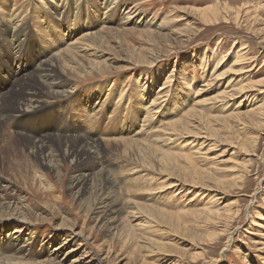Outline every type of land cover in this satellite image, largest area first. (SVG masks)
Wrapping results in <instances>:
<instances>
[{"label":"rangeland","instance_id":"1","mask_svg":"<svg viewBox=\"0 0 264 264\" xmlns=\"http://www.w3.org/2000/svg\"><path fill=\"white\" fill-rule=\"evenodd\" d=\"M61 1L71 10L54 16L57 2L0 0V16L17 9L29 17L28 10L50 14L53 18L47 19L54 26L62 23V12L70 21L80 15L88 20L77 24L73 35L61 27L58 33L43 36L29 23L20 39L10 33L6 36L9 23L0 25L1 65H11L10 52L22 53V59L27 53V62L30 58L46 61L84 31L100 30L104 37L94 44L93 53L80 52L66 68L62 64L54 69L56 82L63 84L60 89L70 88L75 97L59 98L30 115L26 121L30 135L8 136L16 132L8 130L5 123L10 121L1 120L6 115L2 112L8 111L0 107V219L23 212L22 242L29 240L33 245L26 258L29 264L40 258L43 244L48 245L46 252L57 246L62 235L70 232L65 227L71 225L84 232L75 244L69 242L60 250L57 261L61 264L73 260L77 262L72 264H82L79 259L86 254L84 261L92 259V264L104 256L100 264H264V0ZM126 17L128 24L120 25ZM28 42L30 49L25 52ZM40 46L46 52L42 58ZM89 65L101 67L102 74L84 75ZM5 71L7 77L9 71ZM216 75L220 80L205 87ZM29 81L30 87L42 89L35 78ZM145 82L153 83L152 92L158 91L161 97L158 114H172L184 125L179 124L173 135L153 129L145 141L144 131L128 114L123 138L137 142L102 141L101 137L118 138L124 131L108 123L113 116L109 112L94 120V110L80 103L79 96L95 89L117 90L119 96L127 97L122 109L132 111L134 103L141 115L142 100L135 97ZM198 90L203 92L194 97ZM223 90L227 96L223 93L221 98ZM148 98L144 100L150 102ZM78 104L86 108V123L88 118L100 123L89 126L100 137L97 152L70 141L67 148L52 142L47 152L31 154L27 138L39 130H84L73 127V116L64 112L68 108L72 112ZM11 105L9 98L4 107ZM119 107L116 114L124 117ZM118 118L115 123L121 126ZM155 121L150 127L158 126ZM166 121L162 122L167 127ZM163 124L160 129L166 128ZM151 138L164 139L157 143ZM48 156L51 162L46 161ZM93 157L108 167L120 191L116 202L125 204L117 222L109 225L115 228L112 231L106 223L96 225L97 216L91 213L93 189L89 185L73 189L70 184L73 174L93 167ZM171 182L178 185L170 186ZM2 225L9 228L2 227L0 240L14 227L8 222ZM80 244V253L66 254Z\"/></svg>","mask_w":264,"mask_h":264},{"label":"bare ground","instance_id":"2","mask_svg":"<svg viewBox=\"0 0 264 264\" xmlns=\"http://www.w3.org/2000/svg\"><path fill=\"white\" fill-rule=\"evenodd\" d=\"M50 3L57 2L58 6L54 5L56 12L55 14H60L61 11L64 9V12L67 10H71V7H69V4L66 6V2H63L61 0H48ZM56 4V3H55ZM30 12L31 16L29 17V13L26 15H22V12L17 9L11 12V10H7L8 16H0V25L4 26V23H9L7 27H5L6 36L10 33L12 37H15L16 39L22 38V31L27 32L29 27L27 25L31 23L34 25L35 29L43 36H45V32H55L58 33V28H65V30H68L70 32V35H73L76 32V25L79 23H87L88 20H81L80 16L77 18V21H70V18H68L64 12L62 23H60L57 26H54V23L52 21H49L47 18L52 19L53 17L49 14L44 13L43 11H34L31 10ZM26 18H30V22H25ZM56 18V17H55ZM86 18V17H84ZM86 19H90V16H88ZM128 17L125 18V20H121L119 23L120 25H127L128 24ZM211 21H217L216 18H212ZM89 24L87 26L91 25V22H88ZM146 24V23H145ZM98 31H90L89 33L82 32L80 33L74 40L70 41L63 49L55 52L53 56L48 58L46 61L40 60L37 61L38 58H35V60H29L27 53L23 55V59L21 58L22 53H11L8 55L9 60L11 61V65L7 67V64L1 65L0 63V107L2 109H5L7 112H2L3 114H6L4 117L1 118V120L10 121L9 123H5L8 126V130H12L14 133L13 135L8 136H14L17 137H25V135H30L27 131L26 121L27 118H29L30 115L34 116L36 114H39L38 111L48 107L49 105H53L57 99L61 98H74L75 96H72L73 93L71 92V89H60V87L63 86L61 82H56L55 77V68H66L67 65L71 61H73L77 54L80 52H86V53H93V50L95 48L96 43H101L104 37L101 35V33ZM43 33V34H42ZM59 35V34H58ZM60 36V35H59ZM45 38V37H44ZM4 39V38H3ZM8 39V37H7ZM11 42V41H10ZM95 44V45H94ZM31 45V44H30ZM12 48H15L13 46V43H11ZM39 48V47H38ZM25 52L29 51V42L24 45ZM40 53L43 55H40L39 58L43 57L46 53L45 50L40 46ZM55 60V62H54ZM7 62V58H6ZM91 65H89L88 68H86V73L84 75L88 76H96L99 74H102V68L96 66L95 69H91ZM75 68V67H74ZM14 69V70H13ZM90 69V70H89ZM5 70L9 71V74L7 77L4 76ZM81 75V74H79ZM35 78L37 83H39L42 87V89H35L33 87H30V81L31 78ZM139 79V78H138ZM217 80H220L218 78V75H216L214 78H212L207 84H205V87H208V85L214 84ZM168 81V80H167ZM166 81V82H167ZM218 82V81H217ZM57 85V86H56ZM153 86L154 84H147V82L144 83V86L142 90L136 91L137 96L135 97V100L137 98H140L142 100V104H140L142 114L139 115V110L135 107V104L132 103L131 110L128 109H122L124 105H126L127 97L119 96L120 93L116 91H111L109 93H102L99 89H95L94 91H89L88 96H79V102L82 104L90 105L92 109L94 110V120H97L98 118L102 117L103 113L109 112L110 115H113L112 118L108 121L109 124H114L115 127L117 126L118 130L124 131L125 127L124 122L127 121L128 114H131L133 117V122L137 123V129L141 130V133L144 131V138L145 141L147 140V134L149 131H152L153 129H158L162 133H166L167 135H173V133L177 132V127L181 123L180 120L173 119L172 114L165 115L158 114L161 110L162 106H159L161 104V97H158V91L157 93H153ZM164 86V85H162ZM42 90V91H41ZM162 90L159 89V91ZM165 90V89H164ZM163 90V92H164ZM206 91V90H205ZM226 91V90H225ZM224 90L222 93H220L219 97H223L221 95L227 96V92ZM162 92V91H161ZM203 90H198L197 93H195L194 97H197L199 94H201ZM148 96V99H151L150 102L144 100L145 96ZM150 96H153L150 98ZM165 96V95H164ZM225 96V97H226ZM231 96H228V99ZM11 98L12 99V105L10 108H5L4 104L6 101ZM164 98V97H163ZM62 100V99H61ZM193 103V102H192ZM167 104V103H165ZM197 105L200 104V102L195 103ZM73 105V104H72ZM119 105H121L119 107ZM80 106V107H79ZM164 106V104H163ZM194 106V103H193ZM192 106V107H193ZM75 107V105H74ZM72 106V112L70 109H65L64 112L68 114V116L72 117L75 120V122L72 124L73 127L75 125L83 126L84 130H73V131H62L61 129H54L48 132H45L43 130H39V133L31 135L32 139L27 138V144L26 148L31 151V154L38 155L44 152H47V150L51 149V147L54 146L52 142L55 143L56 146H66V148L69 146V142L73 141L71 144H82V147L89 149V151L92 149V152H97V148H99V143H96V140L100 139L99 136L94 135L93 131L94 129L90 128L89 126H98L100 123H92L91 118H88V122L84 120V116L86 115V108L80 104L74 108ZM117 107L121 108V112L123 113L124 117H121V115L118 118ZM193 109V108H189ZM189 110V111H191ZM187 111L186 113H188ZM125 114V115H124ZM144 115L146 117H144ZM143 116V117H142ZM55 117V116H54ZM142 117V118H141ZM120 120L121 126L118 125V123H115L116 119ZM129 118V117H128ZM170 119V120H169ZM155 121V125H158L157 127H150V122ZM166 121L168 123V126L166 127L162 121ZM68 121V120H67ZM130 121V120H129ZM161 123L166 127L164 129H160ZM149 125V127H148ZM184 125V124H183ZM187 126H184L183 129H186ZM144 128H149L147 132H145ZM85 130L92 133V135L95 138H88L85 136ZM21 131H24L21 132ZM77 132L78 135H77ZM1 133V132H0ZM75 133V134H74ZM124 132L120 133V136L118 138L112 137V138H102V141L105 140H113L115 143H123V144H133V142H137L136 140H132V142L126 141L123 137ZM140 133V134H141ZM139 134V136H141ZM127 136V135H126ZM125 136V137H126ZM170 137V136H169ZM141 138V137H140ZM149 138V137H148ZM157 138V137H156ZM152 139L150 142L156 141H162L161 139ZM171 138V137H170ZM170 138H167L166 140H169ZM72 139V140H70ZM150 139V138H149ZM148 139V140H149ZM143 140L142 138L139 139ZM171 141V139H170ZM145 143V142H144ZM124 145V146H126ZM134 145V144H133ZM140 145V144H139ZM144 146V144H142ZM164 145V144H163ZM147 146V143H146ZM133 147V146H132ZM137 147V146H136ZM149 147V145H148ZM144 148V147H143ZM151 148V146H150ZM146 149V148H145ZM199 150V149H198ZM51 152V151H50ZM165 152V150H164ZM49 153V152H48ZM98 157H93L92 162L93 167L88 169L84 173H77L73 174L70 177V184L71 186L74 185L73 189H83L85 186H90V190L93 189L91 197L93 198V205H92V214L96 217V222L98 226H103L112 231L115 230L114 227H110V224H115L120 216V212L124 210L122 205H125L121 202V204L117 201L116 202V195L118 192V189L116 185L114 184L111 175L108 170V167L103 162H98ZM47 162H51V156H48ZM113 177V176H112ZM167 178H171V176H168ZM173 180V179H172ZM170 181V180H169ZM166 182V181H164ZM178 182V181H177ZM177 182H174L170 184V186L173 184L178 185ZM168 185V183H166ZM172 186V187H173ZM186 186V185H184ZM119 188V187H118ZM169 188V186H168ZM180 189V188H179ZM178 189V190H179ZM0 189V194L2 193ZM184 191V190H182ZM126 213V210H125ZM5 222H8L12 224V230L9 234L4 235L5 237L2 238L0 241L3 243V246H0V264H29L26 258L30 257V254L33 249V245L30 244L29 240L22 242V232L26 231L25 226V219L23 216V212H12L11 214H8L0 219V230H3V228H9V227H3L2 224ZM108 223V224H107ZM3 227V228H2ZM64 229V228H63ZM65 229H68L70 232L62 235L61 242L55 246L50 252H46L48 245L43 244V250L39 254V257L37 260H33V264H61V261H57V257L60 253V250L64 248L69 242L75 244L76 240H78L79 236L81 237L82 233L84 232L82 229H77L75 226H68L65 227ZM6 230V229H5ZM116 232V231H115ZM115 232L113 234H115ZM21 234V235H20ZM8 236V237H6ZM87 239V238H86ZM8 241V242H7ZM0 242V245H1ZM47 242V241H46ZM82 246L81 244L69 249L68 253L72 256L80 253V249ZM86 251V250H84ZM89 253V252H88ZM83 254V253H82ZM85 254V253H84ZM86 255H82L80 262L82 264H92L91 260H86ZM105 256L102 259H99L97 264L101 263V260H105ZM25 261H24V260ZM96 260V259H95ZM98 260V259H97ZM27 261V262H26ZM73 262H77V260H73ZM100 262V263H99ZM71 263V264H72ZM113 264V263H112Z\"/></svg>","mask_w":264,"mask_h":264}]
</instances>
